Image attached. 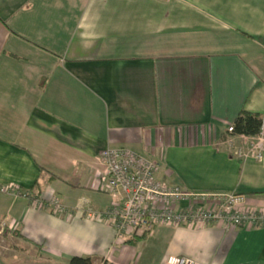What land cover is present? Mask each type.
I'll return each instance as SVG.
<instances>
[{"label":"crops","instance_id":"0c3cea01","mask_svg":"<svg viewBox=\"0 0 264 264\" xmlns=\"http://www.w3.org/2000/svg\"><path fill=\"white\" fill-rule=\"evenodd\" d=\"M241 111L264 115V0H0V188L29 193L0 192V264H264V227L119 242L88 214L115 203L96 184L120 146L156 159L163 183L264 208V159L222 144ZM51 192L71 216L36 205Z\"/></svg>","mask_w":264,"mask_h":264},{"label":"built area","instance_id":"2783aa9c","mask_svg":"<svg viewBox=\"0 0 264 264\" xmlns=\"http://www.w3.org/2000/svg\"><path fill=\"white\" fill-rule=\"evenodd\" d=\"M222 144L240 159H264V115L257 134L236 133L227 126ZM106 170L96 188L109 193L115 203L103 213L88 212L91 217L105 219L113 226L117 241L152 232L159 225L197 228L213 223L224 227H264V208L247 206L243 194L236 192H190L180 185H168L156 177L160 163L153 157L128 147H107L100 153ZM0 192L29 197L16 186H3ZM40 208L48 205L54 214H68L69 208L52 192L47 198L35 200ZM71 216V214H68ZM16 223L2 229H15ZM166 264H206L187 256L172 255Z\"/></svg>","mask_w":264,"mask_h":264},{"label":"trees","instance_id":"16d2710c","mask_svg":"<svg viewBox=\"0 0 264 264\" xmlns=\"http://www.w3.org/2000/svg\"><path fill=\"white\" fill-rule=\"evenodd\" d=\"M260 123H261V115L247 111H241L232 122L236 133H244L248 135L257 134L260 128ZM44 209L52 212V210L49 208L48 205L47 206L45 205ZM69 264H95V263L93 258H91L90 256H73L70 258Z\"/></svg>","mask_w":264,"mask_h":264},{"label":"rangeland","instance_id":"374dc122","mask_svg":"<svg viewBox=\"0 0 264 264\" xmlns=\"http://www.w3.org/2000/svg\"><path fill=\"white\" fill-rule=\"evenodd\" d=\"M4 230H5V229H4ZM4 230H3V231H4ZM4 232H5V231H4ZM19 262H20V263H23V262H24V260H22V259L20 258Z\"/></svg>","mask_w":264,"mask_h":264}]
</instances>
